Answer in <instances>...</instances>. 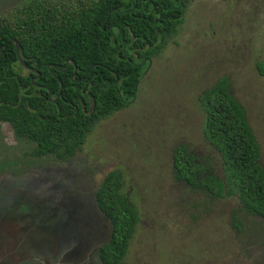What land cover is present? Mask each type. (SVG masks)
Wrapping results in <instances>:
<instances>
[{
  "label": "rangeland",
  "instance_id": "obj_1",
  "mask_svg": "<svg viewBox=\"0 0 264 264\" xmlns=\"http://www.w3.org/2000/svg\"><path fill=\"white\" fill-rule=\"evenodd\" d=\"M0 1L6 5L1 18L19 2ZM183 19L176 36L151 60L135 100L99 122L70 160L32 158L33 145L0 124V180L10 182L6 194L16 193L29 208L34 227L49 225L52 215L66 219L76 212L90 215L83 216V225L99 221L108 233V221L91 212L102 178L119 170L127 199L141 216L123 264H264L260 219L240 213L237 234L229 223L236 201L210 203L171 175L177 145L209 157L198 97L223 76L246 109L264 168V0H193ZM5 223L0 220V229ZM49 239L34 251L30 241V254L22 260L49 264L54 251ZM90 257L75 264H94Z\"/></svg>",
  "mask_w": 264,
  "mask_h": 264
},
{
  "label": "trees",
  "instance_id": "obj_2",
  "mask_svg": "<svg viewBox=\"0 0 264 264\" xmlns=\"http://www.w3.org/2000/svg\"><path fill=\"white\" fill-rule=\"evenodd\" d=\"M192 1L21 0L0 40V122L33 145V157L72 158L99 122L135 100L149 63L176 36ZM14 42L35 73L20 65ZM198 106L202 138L214 156L177 145L172 180L210 203L236 201L229 223L237 234L240 213L264 224L261 148L228 78L204 89ZM122 174L108 172L95 193L111 222L110 240L99 252L103 264H123L141 218Z\"/></svg>",
  "mask_w": 264,
  "mask_h": 264
},
{
  "label": "flooded vegetation",
  "instance_id": "obj_3",
  "mask_svg": "<svg viewBox=\"0 0 264 264\" xmlns=\"http://www.w3.org/2000/svg\"><path fill=\"white\" fill-rule=\"evenodd\" d=\"M20 1L21 0H19V2ZM17 4L14 7H16ZM5 6V2L0 1V8H5ZM6 17L7 15L2 18L0 17V40L7 37V33L5 31L7 26ZM10 40L12 39L10 38ZM1 53L0 49V55ZM23 68L27 71L33 72L30 68ZM0 124L10 126L5 122H0ZM30 156L32 158H37L33 157L31 154ZM68 160L57 161L66 162ZM8 182L5 181L4 183L0 180V213H2L0 220L2 222H8L5 223L6 226L5 224L2 225V228L0 229V264H24L27 260L24 262V260H22L23 256L25 257V254L26 256L27 254H30V241L32 242L31 249L34 251V247L39 244L38 242H45L48 236H50V242H52L51 237H53L54 241V251H52L51 254L49 253L52 259L49 264H75L79 258L85 255L93 256L89 258L90 263L103 264L99 256V252L101 247L107 244L110 240L111 222L98 208L95 197L94 209L91 213L98 214L103 220L108 221L110 225L108 233L101 230L99 221H94L92 223L89 222V225L84 223L83 225V216L90 215L88 213H85L84 215H77L76 212H74L75 217L69 214L66 219H57L55 218V215H52L51 219L48 220L49 225L34 227L37 222H30L29 218L33 219L32 214L27 206L23 205V203H19V196L17 197L16 193L11 192L6 194V191L10 186V182ZM51 209L56 210L57 208L53 207ZM24 221H26V224L23 227L21 223ZM23 235H25V239L22 241L20 236ZM27 244H29V246H27ZM31 261H37L40 264H45L43 260L36 259L28 260L26 263L29 264Z\"/></svg>",
  "mask_w": 264,
  "mask_h": 264
},
{
  "label": "water",
  "instance_id": "obj_4",
  "mask_svg": "<svg viewBox=\"0 0 264 264\" xmlns=\"http://www.w3.org/2000/svg\"><path fill=\"white\" fill-rule=\"evenodd\" d=\"M15 47H16V54H17V58H18V60H19V63H20L23 67H25V68H29V67H27V66L25 65V63L23 62L22 58L20 57V54H19V44H18L17 42H15ZM149 64H150V63H149ZM33 72H35V71L33 70Z\"/></svg>",
  "mask_w": 264,
  "mask_h": 264
}]
</instances>
